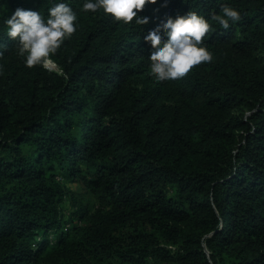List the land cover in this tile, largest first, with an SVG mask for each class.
<instances>
[{
  "label": "trees",
  "instance_id": "obj_1",
  "mask_svg": "<svg viewBox=\"0 0 264 264\" xmlns=\"http://www.w3.org/2000/svg\"><path fill=\"white\" fill-rule=\"evenodd\" d=\"M58 2L0 0V264H264V0H148L141 25L64 0L57 69L28 67L4 19ZM189 12L213 60L157 80L143 33Z\"/></svg>",
  "mask_w": 264,
  "mask_h": 264
},
{
  "label": "clouds",
  "instance_id": "obj_2",
  "mask_svg": "<svg viewBox=\"0 0 264 264\" xmlns=\"http://www.w3.org/2000/svg\"><path fill=\"white\" fill-rule=\"evenodd\" d=\"M147 2L83 0L82 11L94 14L103 10L116 21L125 24L134 21L136 25H141L150 19L148 14H138ZM164 2L167 3V0ZM221 13H213L211 19L224 29L241 19L240 11L227 4L221 6ZM4 24L6 34L16 42L18 53L28 67L46 66L79 26L76 12L64 0L48 9L47 18L37 10L17 7L11 16L4 19ZM210 28L204 16L189 12L175 17L169 15L144 32L143 38L152 45L148 58L155 78L160 81L179 79L186 76L194 66L212 61V52L202 44Z\"/></svg>",
  "mask_w": 264,
  "mask_h": 264
},
{
  "label": "rangeland",
  "instance_id": "obj_3",
  "mask_svg": "<svg viewBox=\"0 0 264 264\" xmlns=\"http://www.w3.org/2000/svg\"><path fill=\"white\" fill-rule=\"evenodd\" d=\"M46 66H47V67L49 66V68L54 69L56 65H55V63H53L52 61H50ZM55 69H57V67H56ZM63 212H64L65 214L68 213L67 204H65V206L63 207Z\"/></svg>",
  "mask_w": 264,
  "mask_h": 264
},
{
  "label": "bare ground",
  "instance_id": "obj_4",
  "mask_svg": "<svg viewBox=\"0 0 264 264\" xmlns=\"http://www.w3.org/2000/svg\"><path fill=\"white\" fill-rule=\"evenodd\" d=\"M48 68H49V66H48ZM49 69H51V68H49Z\"/></svg>",
  "mask_w": 264,
  "mask_h": 264
},
{
  "label": "water",
  "instance_id": "obj_5",
  "mask_svg": "<svg viewBox=\"0 0 264 264\" xmlns=\"http://www.w3.org/2000/svg\"><path fill=\"white\" fill-rule=\"evenodd\" d=\"M51 70H53V69H51Z\"/></svg>",
  "mask_w": 264,
  "mask_h": 264
}]
</instances>
